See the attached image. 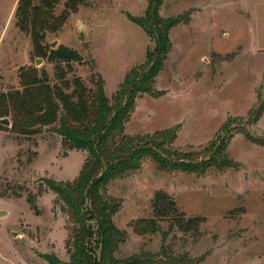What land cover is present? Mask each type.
Wrapping results in <instances>:
<instances>
[{
  "label": "rangeland",
  "instance_id": "obj_1",
  "mask_svg": "<svg viewBox=\"0 0 264 264\" xmlns=\"http://www.w3.org/2000/svg\"><path fill=\"white\" fill-rule=\"evenodd\" d=\"M46 1L53 4L55 20L41 45L77 50L83 62L70 63L68 78L88 87L93 59L112 100L124 75L143 65L148 48H154L143 27L127 16L147 18L152 0ZM19 2L0 0V94L20 88L24 68H44L52 84L55 77V67L35 54L30 31L21 29ZM187 12L190 22L171 29L172 49L156 77L163 94L137 100L126 134L179 124L173 145L179 155L207 161L218 148L229 167L198 176L159 172L147 160L135 174L113 182L108 191L121 200L114 222L127 238L116 257L157 254L164 245L176 256L208 254L203 264H264V146L246 137L248 132L264 139V113L250 123L252 111L264 102V0H164L159 15ZM3 127L0 264H49L50 255L69 262L75 226L48 185L74 181L87 153L68 151L50 130L21 136L11 125ZM189 218L196 228H183ZM139 219L159 231L138 233Z\"/></svg>",
  "mask_w": 264,
  "mask_h": 264
},
{
  "label": "trees",
  "instance_id": "obj_2",
  "mask_svg": "<svg viewBox=\"0 0 264 264\" xmlns=\"http://www.w3.org/2000/svg\"><path fill=\"white\" fill-rule=\"evenodd\" d=\"M163 3L164 0H152L147 18L127 14L130 21L143 27L154 48H148L143 65H135L127 73L112 100L105 93V80L93 59L89 63L93 87H88L77 77L68 78L72 72L70 63L83 62L77 50L65 47L49 50L41 45L55 20L53 4L46 0L18 3L16 17L21 29L30 31L35 54L47 58L55 67V77L52 84L44 68L22 69L20 88L0 94V120L8 118L10 130L21 136H36L44 129L50 130L62 138L68 151L76 149L87 153L86 162L74 181H53L48 185L75 226L70 261L50 255L46 257L49 264H203L207 258L208 254L199 258L187 253L176 256L170 246L164 245L157 254L142 252L122 259L116 257L127 238L126 232L114 222L121 210V200L109 195L112 182L135 174L147 160L152 161L159 172L198 176L210 169L222 171L229 167L227 157L218 155V148L209 153L207 161L191 160L190 154L185 152L179 155L173 145L180 125L150 135L126 134L125 125L134 113L137 99L145 94L154 97L162 94L156 89V77L172 49L171 29L179 23L190 22L188 12L174 18L160 16ZM263 113L264 102L260 101L250 115V123H257ZM0 128L4 127L0 124ZM246 137L264 146V139L254 138L248 132ZM169 207L174 209L173 205ZM195 222L189 218L183 228H196ZM134 226L138 233L159 231L153 227V222L145 219H139ZM162 237L164 241L168 239L163 233Z\"/></svg>",
  "mask_w": 264,
  "mask_h": 264
},
{
  "label": "crops",
  "instance_id": "obj_3",
  "mask_svg": "<svg viewBox=\"0 0 264 264\" xmlns=\"http://www.w3.org/2000/svg\"><path fill=\"white\" fill-rule=\"evenodd\" d=\"M132 67H134V66H132ZM131 69H132V68H130L129 70H131ZM128 72H129V71H128ZM126 73H127V72H126ZM101 75H102V74H101ZM126 75H127V74H126ZM126 75H124V77H123V79H122L123 82H124V78H125ZM102 77H103V76H102ZM123 82H122V83H123ZM122 83H120L119 88H120V86H121ZM105 86H106V84H105ZM119 88L117 87V89L114 90V91L112 92V94H113V93H116L117 90H118ZM158 91H159V90H158ZM159 92L162 93V91H159ZM105 93H106V89H105ZM162 94H163V93H162ZM162 94H161V95H162ZM145 95H146V94H145ZM149 95H150V94H149ZM143 96H144V95H143ZM151 96H152V95H151ZM139 98H140V97H139ZM139 98H138V99H139ZM151 98H152V99H154V98L157 99V98H159V97H154V96H152ZM138 99H137V100H138ZM155 99H154V100H155ZM136 104H137V101H136ZM135 108H136V105H135ZM134 110H135V109H134ZM134 112H135V111H134ZM133 114H134V113H133ZM133 114H132V115H133ZM131 118H132V116H131ZM131 118H130V120H131ZM130 120H129V121H130ZM129 121H128V122H129ZM128 122H127V123H128ZM127 123H126V124H127ZM178 125H179V124H178ZM125 127H126V125H125ZM174 127H176V126H174ZM170 128H173V127H170ZM170 128H169V129H170ZM126 129H127V127H126ZM162 131H164V130H162ZM156 132H159V131H155L154 133H156ZM154 133H150V134H154ZM150 134H145V135H150ZM127 135H129V134H127ZM136 135H144V134H136ZM129 136H131V135H129ZM134 136H135V135H134ZM134 136H132V137H134ZM177 137H178V136H177ZM74 151H76L77 153H80V154H82V153L84 152V151H79V150H76V149L71 150L72 153H73ZM72 153H70V154H72ZM84 153H86V152H84ZM84 164H85V163H84ZM84 164H82V165L80 166V168L78 169V171H77V175H76L77 177H78V175H79V173H80V171H81V169H82V167H83ZM120 179H122V178H120ZM120 179H119V180H120ZM66 181H67V180H66ZM116 181H117V180H116ZM114 182H115V181H114ZM112 183H113V182H112ZM108 189H109V188H108ZM109 195H110V193H109ZM110 196H111V195H110ZM111 197H113V196H111ZM113 198H115V197H113ZM115 199H116V198H115Z\"/></svg>",
  "mask_w": 264,
  "mask_h": 264
},
{
  "label": "water",
  "instance_id": "obj_4",
  "mask_svg": "<svg viewBox=\"0 0 264 264\" xmlns=\"http://www.w3.org/2000/svg\"><path fill=\"white\" fill-rule=\"evenodd\" d=\"M56 42H54L52 45H51V48H53L55 46ZM40 61L38 60L36 64H39ZM0 124L3 125V126H10V121L7 119H2L0 120ZM5 212H2L0 211V216L3 215Z\"/></svg>",
  "mask_w": 264,
  "mask_h": 264
},
{
  "label": "built area",
  "instance_id": "obj_5",
  "mask_svg": "<svg viewBox=\"0 0 264 264\" xmlns=\"http://www.w3.org/2000/svg\"><path fill=\"white\" fill-rule=\"evenodd\" d=\"M20 264H23V263H20Z\"/></svg>",
  "mask_w": 264,
  "mask_h": 264
}]
</instances>
